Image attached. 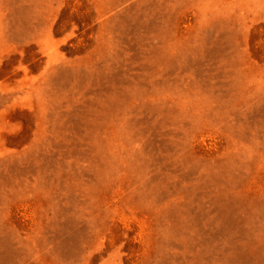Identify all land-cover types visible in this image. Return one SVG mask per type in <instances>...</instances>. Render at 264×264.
Listing matches in <instances>:
<instances>
[{
  "label": "rangeland",
  "instance_id": "rangeland-1",
  "mask_svg": "<svg viewBox=\"0 0 264 264\" xmlns=\"http://www.w3.org/2000/svg\"><path fill=\"white\" fill-rule=\"evenodd\" d=\"M0 264H264V0H0Z\"/></svg>",
  "mask_w": 264,
  "mask_h": 264
}]
</instances>
